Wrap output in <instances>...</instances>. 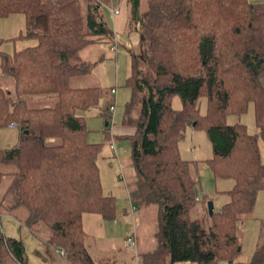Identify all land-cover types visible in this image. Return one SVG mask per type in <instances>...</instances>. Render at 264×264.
Masks as SVG:
<instances>
[{"label": "trees", "instance_id": "16d2710c", "mask_svg": "<svg viewBox=\"0 0 264 264\" xmlns=\"http://www.w3.org/2000/svg\"><path fill=\"white\" fill-rule=\"evenodd\" d=\"M124 1L125 28L140 39L125 80L130 98L122 118L133 131L118 137L130 145L135 180L129 200L156 205V247L140 255L141 264H264V241L250 261H234L237 225L264 189L259 152V141L264 142V2L144 0L140 11L141 0ZM103 6L110 7V0H0V17L22 13V36L36 40L11 54L0 50V74L13 84L12 91L0 85V127L17 128L16 143L0 148V179L2 166L15 168L9 173V199L0 198V214L3 207H23L20 224L31 232L32 226L43 225L45 242L62 251L64 264H97L85 246L83 213L105 220L115 216V198L101 191L100 145L86 142L83 118L101 99L103 109L113 105L114 88L69 86V79L90 67L77 52L100 43L105 34ZM25 95L53 102L28 107ZM173 96L180 100L178 110L171 106ZM201 97L204 114L198 110ZM249 103L255 134L243 124L226 123ZM191 124L201 127L210 143L205 162L213 177L233 180L229 200L212 211L207 223L188 214L199 200L197 164L180 158L178 142ZM6 258L26 264L21 239L0 233V264Z\"/></svg>", "mask_w": 264, "mask_h": 264}, {"label": "rangeland", "instance_id": "374dc122", "mask_svg": "<svg viewBox=\"0 0 264 264\" xmlns=\"http://www.w3.org/2000/svg\"><path fill=\"white\" fill-rule=\"evenodd\" d=\"M111 5L121 4V0H110ZM125 5V6H124ZM145 9V1L141 0L140 11ZM102 19L105 28V34L102 36L100 43H92L83 47L77 52L80 62L88 64L89 71L86 74L72 77L69 79V86L102 88L113 87L116 95H112L114 101V111L108 112L103 109L102 99L100 102L83 113L85 124V140L88 143L100 145L96 158V164L99 172L101 191L103 194L112 195L117 201L122 197L124 206L128 207L129 201L125 188L131 189L135 180V174L129 158V141L127 138L108 135V129L112 126L120 129L122 125L123 112L125 105L130 98V89L125 84L126 78L130 75V64L132 55L138 52L139 35L136 31L124 28L118 34L113 33L109 24L108 10L106 6L101 8ZM122 11L127 16V5L123 3ZM24 15L22 13H11L5 17H0V39L2 43L0 50L11 54L21 48L32 46L36 43L34 38L23 37L24 33ZM126 27V26H125ZM114 46L115 50L110 47ZM264 83V79H263ZM0 85L3 89L12 91V78L0 74ZM28 107L49 106L53 100L41 95H25L22 97ZM171 106L174 110L180 108V100L177 96L171 99ZM96 110L100 111L99 114ZM199 114L206 112V99L204 97L198 100ZM108 116L105 118L103 115ZM132 118L136 113L131 112ZM108 121V126L104 127V121ZM112 123V126H110ZM227 124L239 123L245 126L246 132L255 134L258 129L254 118V105L249 103L244 113L240 115H229L226 117ZM112 137V138H111ZM16 143V131L9 125L0 127V148L9 147ZM115 145L114 155L109 145ZM110 150V151H109ZM178 152L180 158L186 161H196V177L198 179L199 200L196 201L189 209V218L198 219L207 223L209 214L206 208V201L212 200L214 210L224 201H228L227 189L233 186L232 179L214 178L209 166L205 162L211 156V146L201 127L188 125L185 128L182 138L178 142ZM259 152L261 160L264 162V142L259 143ZM4 174L0 179V198L9 199L6 193L10 182V172L15 170L14 166H2ZM123 176V179L120 177ZM207 198L202 202V198ZM4 199V200H5ZM5 204L6 200H5ZM135 213V231L139 241L137 246L145 252L146 247L150 250L156 247V205L140 204ZM1 225L3 235L6 237L21 239L24 246L26 264H62L56 255L48 261H42L35 254V250L41 248L38 241L33 235L20 224L26 216L23 207L9 211L6 207L1 208ZM32 232L37 233L38 237L46 239L47 232L43 225L38 227L32 226ZM28 231V232H27ZM88 236H86V239ZM237 238L239 242V253L236 256V262H248L254 255L256 249L264 241V189L258 191L256 201L250 212L243 217L237 225ZM64 263V262H63ZM4 264H15L7 258ZM221 264H225L221 262Z\"/></svg>", "mask_w": 264, "mask_h": 264}, {"label": "crops", "instance_id": "0c3cea01", "mask_svg": "<svg viewBox=\"0 0 264 264\" xmlns=\"http://www.w3.org/2000/svg\"><path fill=\"white\" fill-rule=\"evenodd\" d=\"M248 1L252 3L264 2V0H248ZM123 3L124 0H121V4L111 5L110 7H107L108 15H109L108 16L109 24L111 30L115 34H118V32L123 31L126 26L125 23L127 16L126 13L122 11ZM111 7L117 8L118 13L112 14V12L110 11ZM82 49H80L79 51H81ZM115 95H116V90L114 96ZM112 111H114V107ZM8 125L10 126V128L13 127V129H15L16 141H17L16 126L13 124H8ZM110 126H112V123ZM109 131H110V133L108 134L109 136L113 134L115 136H119L124 134H130L132 133L133 129L130 126H125L122 124L120 129L112 126V128L110 127L108 129V132ZM260 142L262 141L260 140L259 143ZM114 153H115V145H114V152H112V154L114 155ZM125 190L129 201V205L128 207L124 206V201L122 197L119 199V201L115 199V216L113 219L105 220L99 214H95V213H83L81 216V228L85 233V236H88V238L85 239V246L88 253L93 258L96 259L97 264H141L140 255L142 254V250H139V248L137 247L139 245V241L136 237V231H135L136 226L134 222L135 213L138 210L137 209L138 205L132 203L129 200V196H128L129 189L125 188ZM228 200H229V196H228ZM210 201L212 203V211H213L214 210L213 202L212 200ZM226 202L224 201L221 205H219L215 211H218L220 207ZM138 216H139V212H137V218ZM1 230H2V225H1ZM30 233L38 241V245L40 243L42 244L39 251L37 249L35 250V254L37 255L38 258L42 259V261L45 262L48 261V258L51 261V259L56 255V257L60 259L62 264H64L62 260V256L59 254V249L57 247H52L48 245L45 242V239L35 236L32 232ZM127 237H132V241H133V244L129 247H125L124 245V240ZM149 248L150 246H147L145 252L149 251L150 250ZM174 264H181V263L177 262Z\"/></svg>", "mask_w": 264, "mask_h": 264}, {"label": "built area", "instance_id": "2783aa9c", "mask_svg": "<svg viewBox=\"0 0 264 264\" xmlns=\"http://www.w3.org/2000/svg\"><path fill=\"white\" fill-rule=\"evenodd\" d=\"M110 11L112 12V14H117L118 13V9L117 8H113V7H111L110 8ZM115 50V47L114 46H111V50ZM113 95H114V93H115V90L114 89H111V91H110ZM113 110V105H110L109 107H108V112H111ZM99 114H101V112L100 111H98V110H96ZM109 148L112 150V152H114V146H113V144H110L109 145ZM120 177H122V175H120ZM0 233H2V230H1V214H0ZM133 244V241H132V237H127V238H125V240H124V245H125V247H129V246H131ZM59 254L60 255H62V251H59Z\"/></svg>", "mask_w": 264, "mask_h": 264}, {"label": "water", "instance_id": "95a60500", "mask_svg": "<svg viewBox=\"0 0 264 264\" xmlns=\"http://www.w3.org/2000/svg\"><path fill=\"white\" fill-rule=\"evenodd\" d=\"M104 125L106 126L107 123H104ZM206 208H207L208 214L211 215V213H212V203H211V201H207L206 202Z\"/></svg>", "mask_w": 264, "mask_h": 264}]
</instances>
